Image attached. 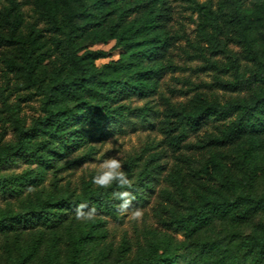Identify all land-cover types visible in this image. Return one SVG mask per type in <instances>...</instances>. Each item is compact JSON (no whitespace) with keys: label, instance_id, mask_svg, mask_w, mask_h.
Segmentation results:
<instances>
[{"label":"trees","instance_id":"trees-1","mask_svg":"<svg viewBox=\"0 0 264 264\" xmlns=\"http://www.w3.org/2000/svg\"><path fill=\"white\" fill-rule=\"evenodd\" d=\"M178 1L198 12L203 32L214 29L207 62L218 69V82L237 93L221 100L200 92L187 102L168 104L165 133L174 150L190 132L213 124L196 145L208 152L192 174L199 180L189 183L175 168L167 180L181 201L162 219L164 229H146L135 246L126 237L116 243L107 240L108 217L121 221L124 214L117 211L120 201L113 193L127 190L135 195L133 202L146 201L163 169L159 153L125 160L122 170L131 189L116 183L101 188L92 183L93 173L79 187L61 180L65 171L95 160L107 138L135 124V116L147 119L152 107L130 101L159 91L171 66ZM252 4L0 0L4 73L14 74L26 96L40 101L29 124L10 108L12 136L0 138V264H264V188H255L258 165L252 161L264 140V15ZM223 28L239 52L227 50L217 37ZM112 40L120 56L98 64L108 51L92 46ZM220 54L226 58L222 65ZM20 164L26 166L13 169ZM80 203L96 208L93 220L76 219ZM218 221L253 227L247 233L231 231V238L214 237Z\"/></svg>","mask_w":264,"mask_h":264},{"label":"rangeland","instance_id":"rangeland-1","mask_svg":"<svg viewBox=\"0 0 264 264\" xmlns=\"http://www.w3.org/2000/svg\"><path fill=\"white\" fill-rule=\"evenodd\" d=\"M204 2L206 0H198ZM218 0H213L214 7ZM252 7L255 11L264 15V0H253ZM220 22H223L221 19ZM171 31L174 34V42L169 52L171 66L160 79L159 91L148 97L142 98L133 96L131 103L133 106L148 105L152 107L149 115L144 120L140 116H135V124H126L124 130H117L109 136L100 146L99 153L95 160L83 163L82 165L65 171L61 180L62 184L71 187H79L84 179H89L93 173L95 176L100 172V165L104 160L116 157L124 162L128 157L141 155L147 158L153 153H159L158 162L163 166L161 174L153 180L152 188L147 192L146 201L133 202L132 208L124 213L121 221L108 217L107 240L121 242L123 237L130 239L136 245V241L143 238L146 229H164L162 219L170 216L171 208H179L181 201L176 187L168 181L170 174L175 172V168L184 174L185 180L194 183L197 179L193 171L200 165V162L208 155L204 149H197L196 145L202 142L206 135L214 130L213 124H209L197 133L190 132L182 142L179 150H174L167 142L168 135L165 133V110L168 104H179L189 101L196 93H204L211 98L226 100L234 96L237 91L222 86L216 76L218 69L207 62V57L211 55L209 48V38L214 34L212 27H207L204 32L198 25V12L189 6L187 2L175 3V15L171 23ZM227 50L240 51L241 48L235 44L232 35L226 28L217 34ZM49 38V37H48ZM264 43V42H263ZM114 41L108 43H97L92 47L108 51L105 58L99 59L98 64L118 59L121 51L113 48ZM6 46H0V138L9 139L12 136V125L9 110H15L21 120L29 124L32 118L38 115L40 101L30 99L22 88L20 80L14 75H5V62L3 57ZM55 58V56H53ZM219 65L226 62L223 54L216 56ZM222 75L227 76V72ZM186 144V145H185ZM258 165L255 176V188H264V140L262 147L252 160ZM245 164V163H241ZM26 165L14 166L16 171L22 170ZM122 167V169H123ZM140 209L143 212L139 220L132 218V212ZM253 227L252 222L235 226L228 222L218 221L212 228V235L220 238H231L236 229L241 232H250ZM61 236L66 235L64 227L60 230ZM49 235V234H48ZM47 235V236H48ZM182 237L180 234L178 235Z\"/></svg>","mask_w":264,"mask_h":264},{"label":"clouds","instance_id":"clouds-1","mask_svg":"<svg viewBox=\"0 0 264 264\" xmlns=\"http://www.w3.org/2000/svg\"><path fill=\"white\" fill-rule=\"evenodd\" d=\"M121 161L112 157L103 161L100 165V172L93 177L92 183L101 188H109L113 183L118 184L121 189H131L132 181L128 178L127 173L122 170ZM115 199L120 203L117 205V211L121 214L127 213L132 208L133 201L136 199L131 191H117L113 193ZM88 209L87 212L84 210ZM96 208H89L88 204L80 203L76 206L75 217L77 220H93L96 215ZM143 212L140 209H135L132 212V218L139 220L142 218Z\"/></svg>","mask_w":264,"mask_h":264}]
</instances>
